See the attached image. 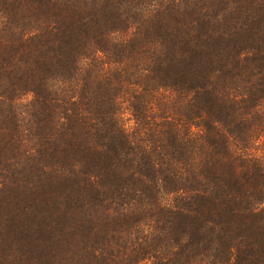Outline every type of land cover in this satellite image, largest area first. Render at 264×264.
<instances>
[{"label":"trees","instance_id":"trees-1","mask_svg":"<svg viewBox=\"0 0 264 264\" xmlns=\"http://www.w3.org/2000/svg\"><path fill=\"white\" fill-rule=\"evenodd\" d=\"M0 264H264V0H0Z\"/></svg>","mask_w":264,"mask_h":264}]
</instances>
